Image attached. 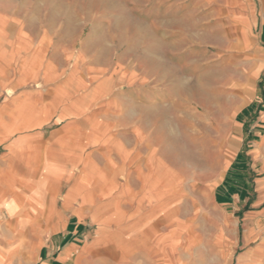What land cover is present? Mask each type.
Wrapping results in <instances>:
<instances>
[{
	"label": "crops",
	"instance_id": "crops-1",
	"mask_svg": "<svg viewBox=\"0 0 264 264\" xmlns=\"http://www.w3.org/2000/svg\"><path fill=\"white\" fill-rule=\"evenodd\" d=\"M210 3L214 22L240 26V90L223 89L231 80L218 89L216 84L207 85L208 97L215 100L211 110H217L218 94L228 105L219 118L204 108L188 126L199 135L216 132L200 131V127L220 128L221 142L207 146L198 142L202 155L197 156V164L204 160L205 151L211 163L201 164L200 169L193 156L188 172L179 148L164 144L167 135L176 132L166 125L154 134L152 128L134 125L133 142L128 144L119 138L104 144L100 132L81 138V130L71 128L81 108L69 98L74 91L69 78H56L54 65L40 60L39 50L33 52L27 37L22 36L17 46L9 42L15 38L0 33V264H91V253L107 245L120 255L143 253L145 259L156 255V261L149 259L163 264L168 248L178 246L185 230L183 209L173 202L189 198L193 202L189 213L197 215L204 209L202 203H208L201 199L215 195L231 168L248 157L259 174L256 195L249 203L257 209L247 211L246 231L257 236L264 230V208H260L264 203V0ZM27 57L33 59L29 67L36 72L28 82L33 75L24 73L22 66ZM167 157L180 165L169 163ZM154 166L173 175L171 183L160 174L153 176ZM103 168L110 169L107 179L114 187L110 204L115 209L102 216L103 201L96 194L106 182H92L91 171ZM88 175L90 184L85 182ZM86 187L95 193L94 202H89ZM216 210L223 215L215 206L213 212L204 211L218 225L213 238L218 250L236 238L234 220L218 217ZM111 214L116 219L106 218ZM88 222L95 226L93 234L84 232ZM258 247L248 252L247 256L258 258L252 264H264V235Z\"/></svg>",
	"mask_w": 264,
	"mask_h": 264
},
{
	"label": "rangeland",
	"instance_id": "rangeland-1",
	"mask_svg": "<svg viewBox=\"0 0 264 264\" xmlns=\"http://www.w3.org/2000/svg\"><path fill=\"white\" fill-rule=\"evenodd\" d=\"M213 1L0 0V33L15 38L9 42L17 46L22 36L27 37L33 52L39 50L40 60L54 65L56 78L59 75L61 79L69 78L74 90L69 98L75 102L74 106L81 108L76 113L79 115L72 118L71 128L73 132L81 130V138L86 133L100 132L104 144L111 145L114 138L128 144L133 142L134 125L152 128L153 134L166 125L169 131L179 132L169 133L164 144L179 148L183 169L188 172L190 160L202 155L198 142L205 143L204 146L221 142L220 128L200 127V131L216 132L199 135L188 126L195 114L205 112L204 108L219 118L222 107L228 105L218 94L217 110H211L215 100L208 97L207 85L216 84L218 89L224 86L220 84L231 80L230 86L223 89L240 90L237 81L242 74L240 26L214 22L210 3ZM32 62L27 57L22 64L24 73L33 75L26 82L36 78L33 67H29ZM255 83L253 80L251 85ZM204 154L200 164L197 159L196 163L192 162L200 165V169L203 164L211 163L207 151ZM167 160L180 165L170 157ZM161 170L154 166L151 174L167 177L168 184L171 183L173 175L163 174ZM109 173V168L91 171L92 182H106L96 194L103 201L102 216L115 209L110 204L114 187L108 182ZM258 174L257 168L251 166L250 157L237 164L218 183L215 195L201 199L208 203L203 202L204 209L195 216L189 213L193 203L189 198L173 202L183 209L185 230L177 241L178 246L168 248V260L163 264H252L258 260L256 255H247L252 247H258L264 230L256 236L254 231L247 233L245 224L247 211L257 209L249 203L256 195ZM89 177L85 178L87 184L91 183ZM85 192L90 196L89 202H94L95 193L88 187ZM214 206L223 212L221 215L216 210L218 217H229L235 222L232 231L236 239L218 250L213 246L218 225L204 211L213 212ZM260 208H264V203ZM113 217L111 214L106 218ZM85 227V233L95 232V226L89 222ZM110 249L113 247L107 245L93 251L91 264H153L150 257L159 259L156 255L145 259L143 253L135 257L127 253L120 255L114 249L109 253Z\"/></svg>",
	"mask_w": 264,
	"mask_h": 264
},
{
	"label": "bare ground",
	"instance_id": "bare-ground-1",
	"mask_svg": "<svg viewBox=\"0 0 264 264\" xmlns=\"http://www.w3.org/2000/svg\"><path fill=\"white\" fill-rule=\"evenodd\" d=\"M223 234V233H222Z\"/></svg>",
	"mask_w": 264,
	"mask_h": 264
}]
</instances>
